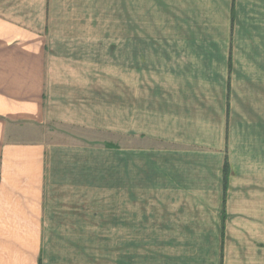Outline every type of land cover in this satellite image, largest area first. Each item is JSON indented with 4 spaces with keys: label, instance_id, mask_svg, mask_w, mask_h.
Segmentation results:
<instances>
[{
    "label": "crops",
    "instance_id": "1",
    "mask_svg": "<svg viewBox=\"0 0 264 264\" xmlns=\"http://www.w3.org/2000/svg\"><path fill=\"white\" fill-rule=\"evenodd\" d=\"M60 1L0 0V264H130L131 227L168 264H226L227 245L264 235V0L168 8L179 43L208 45L182 55L197 71L51 36ZM242 131L251 146L226 152Z\"/></svg>",
    "mask_w": 264,
    "mask_h": 264
},
{
    "label": "rangeland",
    "instance_id": "2",
    "mask_svg": "<svg viewBox=\"0 0 264 264\" xmlns=\"http://www.w3.org/2000/svg\"><path fill=\"white\" fill-rule=\"evenodd\" d=\"M170 1L173 0H82L80 2L73 0L71 1L72 5L60 1L54 6H50V13L57 14L60 20L64 21L53 22L49 33L51 36L66 37L68 39L89 36L92 39L91 41H95L94 37L96 39L99 38V49L105 47L107 53H117L119 58H121L122 46H126L130 50L131 69L134 61L138 62L139 59H144L146 65L160 67L161 64H165L166 66L169 65V69H176L177 71L181 70V61L182 63H186L188 68L197 71L198 62L202 60L196 57L193 59L191 57L183 59L182 55L183 53H190L191 50L194 52L207 50L208 45H188L177 41L180 29H176V26L171 25V18L174 13L170 14L168 8H178L182 1L178 0L174 5L170 4ZM161 2H163V5ZM161 6L162 10L160 9ZM71 15L73 18H77L78 16L86 17L77 22L76 20H69ZM65 18L68 19L66 20ZM172 21L174 22L175 20L172 18ZM106 37L118 38L113 42L106 40ZM121 37H124L127 43L123 44L125 40H122ZM75 41L77 42V40ZM102 41H106V43H102ZM96 45V42L86 44L85 50L93 52L96 49ZM260 67L264 68V61ZM252 72L254 74L251 77L264 80V71L259 72L256 69H252ZM243 75L240 78L237 77V80L233 76L235 81H232V86L234 82V87H239V80L244 81L241 84L242 87H245V85L250 86L251 82L246 78L248 75ZM259 86L261 89H264V82H261ZM242 87H239L240 91H242ZM242 92L244 93L245 91L243 90ZM228 95L229 91H227L228 98L226 97V100L229 101L230 96ZM229 106L230 104L226 107V113L227 115L230 113L231 120L234 121L233 119L236 114L234 113V108ZM241 111L243 115H246L248 121L254 115L252 109L248 107H243ZM236 120L238 121V117ZM243 125L250 126L248 123ZM244 132L242 131L240 138L228 140L225 145L226 152L238 146L235 142L241 141L242 145H245L247 149L251 146L250 141H243V139L248 138V136H244ZM261 154L264 155V152H261ZM227 163L225 160L222 170L223 182L225 183L228 176V172H225ZM132 205L135 204L131 203V211L133 209ZM141 206H144V204ZM131 217H134L132 213ZM154 233L153 229L147 232L142 230L138 233L136 228L131 227L130 264H139V262L141 264H168L176 261L175 255H171L167 251L164 252L160 237L154 236L156 235ZM207 238V236L199 234L198 230L191 236V240L197 244H204ZM222 238L224 240V235H222ZM231 244L227 245L224 253H222L226 264H264L263 234H257L256 237L251 239L248 236V239L243 241V243L236 242Z\"/></svg>",
    "mask_w": 264,
    "mask_h": 264
},
{
    "label": "trees",
    "instance_id": "3",
    "mask_svg": "<svg viewBox=\"0 0 264 264\" xmlns=\"http://www.w3.org/2000/svg\"><path fill=\"white\" fill-rule=\"evenodd\" d=\"M225 172H227V165L225 166ZM224 212V210H222V213Z\"/></svg>",
    "mask_w": 264,
    "mask_h": 264
}]
</instances>
